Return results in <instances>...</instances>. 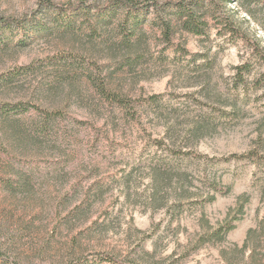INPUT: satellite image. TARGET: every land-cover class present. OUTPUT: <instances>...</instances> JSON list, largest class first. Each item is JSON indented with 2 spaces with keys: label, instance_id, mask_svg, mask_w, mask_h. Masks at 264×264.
Here are the masks:
<instances>
[{
  "label": "rangeland",
  "instance_id": "rangeland-1",
  "mask_svg": "<svg viewBox=\"0 0 264 264\" xmlns=\"http://www.w3.org/2000/svg\"><path fill=\"white\" fill-rule=\"evenodd\" d=\"M44 1L110 0H0V264H264V0Z\"/></svg>",
  "mask_w": 264,
  "mask_h": 264
},
{
  "label": "trees",
  "instance_id": "trees-1",
  "mask_svg": "<svg viewBox=\"0 0 264 264\" xmlns=\"http://www.w3.org/2000/svg\"><path fill=\"white\" fill-rule=\"evenodd\" d=\"M199 0H176V1H168L163 4H159L157 2H139L136 0H110L107 4L104 6H95V5H86L84 2H80L76 5L73 4H67L63 6H50L49 1L42 2L43 6L45 7H54L56 9L61 21L70 24L73 19V13L74 11H78L80 9L84 8H93L97 14L102 17L103 20L110 21V15H111V9L114 7H120L123 6L127 13L126 17L124 19V22H129L130 20L135 22H138L140 20V15L145 13L149 8H154L156 12L158 13L161 10L168 9V8H175L179 11V13H185V18L182 17V24L184 27V30L194 33L196 35H203L205 33V26L208 24L207 20H204V14L195 15L194 8L199 5ZM73 9V10H72ZM97 9V10H96ZM100 9V10H99ZM181 15V14H180ZM28 17H24L21 20H16L12 18H0V24L7 25L8 27H12L13 25L17 27V31L19 35L24 37L26 35L25 29H24V21L27 20ZM223 27L227 31H229L233 36H240L246 38V34L236 28L233 23L229 20H226L223 22ZM171 25L169 23L163 24L162 31L164 32V35L166 36V39L168 41H171ZM126 33V30H124ZM1 35V34H0ZM124 41L130 42L131 36L129 34H125ZM241 74V73H240ZM107 93L109 96V99L112 101H123L121 100L122 97L117 94H110V92H104ZM3 108H7L6 106H2ZM19 104L11 105L12 110H16L20 108ZM253 233V230H250L248 233V236H250ZM112 261V260H110Z\"/></svg>",
  "mask_w": 264,
  "mask_h": 264
}]
</instances>
